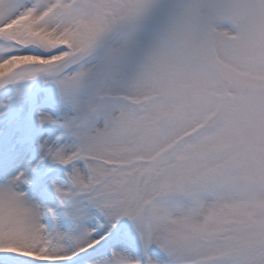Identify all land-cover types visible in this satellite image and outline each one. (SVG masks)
<instances>
[{
    "label": "snow or ice",
    "instance_id": "snow-or-ice-1",
    "mask_svg": "<svg viewBox=\"0 0 264 264\" xmlns=\"http://www.w3.org/2000/svg\"><path fill=\"white\" fill-rule=\"evenodd\" d=\"M0 264H264V0H0Z\"/></svg>",
    "mask_w": 264,
    "mask_h": 264
}]
</instances>
